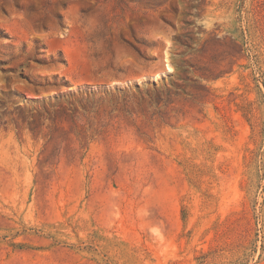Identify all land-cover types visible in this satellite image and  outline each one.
Here are the masks:
<instances>
[{
  "label": "rangeland",
  "instance_id": "rangeland-1",
  "mask_svg": "<svg viewBox=\"0 0 264 264\" xmlns=\"http://www.w3.org/2000/svg\"><path fill=\"white\" fill-rule=\"evenodd\" d=\"M0 264H264V0H0Z\"/></svg>",
  "mask_w": 264,
  "mask_h": 264
},
{
  "label": "bare ground",
  "instance_id": "bare-ground-1",
  "mask_svg": "<svg viewBox=\"0 0 264 264\" xmlns=\"http://www.w3.org/2000/svg\"><path fill=\"white\" fill-rule=\"evenodd\" d=\"M166 68H167L168 70H171V68H170V66H169L168 64H166Z\"/></svg>",
  "mask_w": 264,
  "mask_h": 264
}]
</instances>
